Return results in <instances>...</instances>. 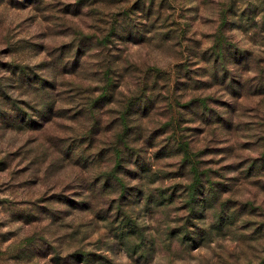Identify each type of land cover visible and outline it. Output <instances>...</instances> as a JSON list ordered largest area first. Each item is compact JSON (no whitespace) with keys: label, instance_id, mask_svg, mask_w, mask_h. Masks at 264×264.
Segmentation results:
<instances>
[{"label":"rangeland","instance_id":"rangeland-1","mask_svg":"<svg viewBox=\"0 0 264 264\" xmlns=\"http://www.w3.org/2000/svg\"><path fill=\"white\" fill-rule=\"evenodd\" d=\"M0 264H264V0H0Z\"/></svg>","mask_w":264,"mask_h":264}]
</instances>
